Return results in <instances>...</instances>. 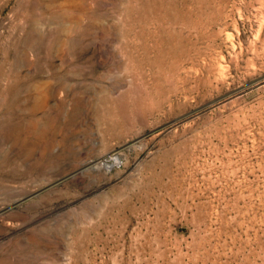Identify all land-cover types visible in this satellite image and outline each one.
Wrapping results in <instances>:
<instances>
[{"label": "rangeland", "instance_id": "obj_1", "mask_svg": "<svg viewBox=\"0 0 264 264\" xmlns=\"http://www.w3.org/2000/svg\"><path fill=\"white\" fill-rule=\"evenodd\" d=\"M0 264H264V0H0Z\"/></svg>", "mask_w": 264, "mask_h": 264}, {"label": "bare ground", "instance_id": "obj_2", "mask_svg": "<svg viewBox=\"0 0 264 264\" xmlns=\"http://www.w3.org/2000/svg\"><path fill=\"white\" fill-rule=\"evenodd\" d=\"M116 159L114 160V163H115Z\"/></svg>", "mask_w": 264, "mask_h": 264}]
</instances>
